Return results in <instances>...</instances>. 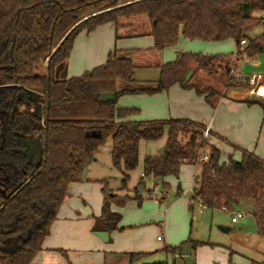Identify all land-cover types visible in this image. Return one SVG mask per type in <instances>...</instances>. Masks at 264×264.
<instances>
[{
	"label": "trees",
	"instance_id": "trees-1",
	"mask_svg": "<svg viewBox=\"0 0 264 264\" xmlns=\"http://www.w3.org/2000/svg\"><path fill=\"white\" fill-rule=\"evenodd\" d=\"M141 15L150 21L157 51L174 47L184 38L233 40L238 56L256 60L264 55V34L249 39V34L264 23V0H0V264H32L69 195L70 185L80 181L108 138L112 166L124 176L122 188L126 189L130 173L140 163L141 142L166 138L161 155L143 159V178H150L153 187L142 181L135 193L143 188L151 196L157 184L169 187L167 179L178 178L183 164L197 165L201 175L195 179V201L214 210L226 207L236 211L242 201L252 200V216L264 236V159L231 145L233 152L241 153L240 160L230 155L221 161L220 150L208 142L217 135L209 130L204 137V123L187 118L136 121L131 118L138 116V109L117 106L122 95L156 94L176 84L194 90L214 106L212 101L224 94L211 87L200 89L193 78L199 70L220 68L226 56L178 53L174 61L158 68L152 87L135 89L118 88L120 82L135 81L137 66L130 54L117 50L109 53L104 64L81 76L68 80L53 76L56 66L69 58L80 33L122 17ZM243 41L247 42L245 47ZM49 58L48 86L47 67L45 74L38 69ZM226 71L229 74L231 68ZM244 78L238 81L230 77L226 89H250V78ZM260 82L264 86V77ZM260 89L264 91V87ZM31 92L43 94V116L48 115L45 125L34 114L15 112L17 106H34ZM244 102L259 104L264 110V97ZM36 135L43 138L41 163L29 183L10 198L34 172L24 152L28 138ZM205 154L208 161H201ZM102 183L104 203L94 230L121 231L122 216L113 212L111 205L124 206L131 200L141 204L144 196L120 197L109 189L107 180ZM177 190L179 194L180 188ZM187 243L194 249L211 245L189 238L163 250L181 251ZM127 255L130 264L146 256ZM228 264H233L231 259Z\"/></svg>",
	"mask_w": 264,
	"mask_h": 264
},
{
	"label": "crops",
	"instance_id": "crops-1",
	"mask_svg": "<svg viewBox=\"0 0 264 264\" xmlns=\"http://www.w3.org/2000/svg\"><path fill=\"white\" fill-rule=\"evenodd\" d=\"M124 20V17H122L117 22L98 26L94 31L89 33L82 32L76 37L71 54L67 60L69 65H73L72 69L76 73L72 74L74 77L81 76L84 72L104 64L107 61L109 53L114 50L121 51L123 54L124 52L130 54L133 62L134 55H143V52L147 51L151 52V54L159 55L163 59L162 64L155 67L145 64L141 66L136 65L135 79L142 83L151 84L157 80L159 74L158 68L165 61L169 59L171 61V56L173 61L176 59L178 53H184V47L187 44L185 45L184 43V46L181 48L180 43L182 39L174 47H167L161 51L155 50L154 38L150 34L151 24L149 20L148 28L139 31H131V24H134L131 21L132 19ZM142 22H146V20L143 19ZM124 24L128 30H124ZM254 63H256V60H254ZM238 70L239 68H237ZM149 71H152V76L145 75ZM129 95L137 96L136 101L130 102L129 99H126ZM246 96L240 97L235 95V92H230L214 99L212 101L214 106H212L205 100L204 96L197 94L194 90H184L176 84L168 91L156 94L138 93L122 95L118 99L117 106L119 108L138 109V116L131 118L136 121L187 118L204 123L218 138L220 137L227 141L224 143L219 138V144L215 143L213 145L220 152H222V148L225 146V149L228 150V157L234 154L233 148L228 146L230 144L253 152L264 159V114L259 109L246 105L244 100L252 99V97ZM164 139L166 144V138ZM165 144L159 155L163 153ZM221 161H225L222 159V155ZM97 162L98 157L96 155L94 160L88 164L85 171H92ZM189 166L199 167L197 165L183 164L178 178L172 177L167 179L171 188L170 191L175 189L174 193L177 199L172 203V206L183 200L184 196L186 197L192 188L191 186L187 189L180 182L181 176L185 175L186 177L188 175ZM84 173L80 181L70 185L69 195L60 207L57 218L52 224L50 234L45 239L42 250L37 254L32 264H118L122 259L128 260L129 263L128 253H145L149 255L156 252L159 249L158 245L162 241H166V229H164L163 236L158 235L154 239L159 229L146 225L155 223L154 221H157L161 217V214L167 215L166 205L164 204V202L166 203V197L162 199L163 203L157 208L156 205L153 206L149 202L153 201L154 196H146L143 192L141 194L144 196V199L141 204L137 203L138 208L134 207L136 203H133V201H129L122 208L116 204H112V211L120 213L122 216L119 229L123 230L109 233V240L103 242L95 232L104 230L95 231L93 228L95 219L100 216L104 203L102 181L105 179L90 178L84 176ZM141 176L143 177V173ZM173 180H175V183L177 182L176 187L172 186L173 184L171 185V181ZM194 184L195 180L193 187ZM178 187L180 188L179 194L177 193ZM129 206L131 210L128 211ZM197 206L209 209L205 206ZM164 207L165 211H163ZM194 207L195 205H188L190 211H193ZM237 224L241 223L238 222ZM225 228H228L229 231L231 230L229 227ZM183 239L184 234L179 240H175L172 235H169L167 247H177L184 241L179 245L175 244ZM184 249L185 247L181 251L172 253L174 255V263H176L178 255L180 258L184 256ZM60 251L65 252V255H61ZM231 253H234V251L231 250ZM229 260H223L222 262L211 260L207 264H228ZM250 260L247 264L255 262L252 259ZM146 264L153 263L148 262Z\"/></svg>",
	"mask_w": 264,
	"mask_h": 264
},
{
	"label": "rangeland",
	"instance_id": "rangeland-1",
	"mask_svg": "<svg viewBox=\"0 0 264 264\" xmlns=\"http://www.w3.org/2000/svg\"><path fill=\"white\" fill-rule=\"evenodd\" d=\"M124 21L132 19L134 24H131V31H139L145 30L148 28V18L145 15L141 16H132L129 18H124ZM141 19V20H139ZM146 20V22H142V20ZM139 21V23H138ZM138 23V24H137ZM128 30L126 25L124 24V30ZM264 34V23L260 24L252 33L249 34V39L257 38ZM182 42L180 43V47H184V53H198L203 55H224L227 58L225 61L221 63V67L213 68L210 72L206 69L199 70L193 78V83L196 84L200 89H205L211 87L216 91H219L223 94H229L230 92H235V95L240 97L253 98L255 97H264V91L260 89V87H264L261 85V82H257L256 84H250V89L244 90H234L229 91L226 89V84L230 77L236 80H240L241 78H251L254 76H262L264 77V55L259 56L256 59V63L254 60L248 59L245 55L239 54L238 56V48L237 44L233 40H227L224 42H203V41H191L181 38ZM247 42H243V46L245 47ZM157 54H151V52H143V55H134L135 65H152L159 66L162 64V58ZM168 58V57H167ZM68 60V59H67ZM65 61L62 64L56 66L53 76L57 80H68L76 74L73 71V65H69L68 61ZM168 60V59H167ZM174 61V60H173ZM172 62L170 59L165 61V63ZM70 66V67H69ZM47 61L43 62L38 71L42 74L46 73ZM226 68H231L229 74H227ZM237 68L239 70L237 71ZM145 75L152 76V71L147 72ZM244 78V79H245ZM154 83H142L135 79L134 82H120L118 84L119 89H135V88H143L144 86L152 87ZM33 93V92H32ZM262 93V94H261ZM36 104L33 107V110L37 109L38 111L41 109L42 96L38 95L36 92ZM109 95H106L108 97ZM137 96L129 95L126 99H129L130 102H135ZM248 105V104H246ZM250 107H255V109H259L262 114H264L263 108L259 104H251L248 105ZM264 116V115H263ZM217 141H216V140ZM217 136H211L208 138V142L210 145L219 144ZM41 137L32 139L30 148L28 153L30 154L35 165L39 163V155L41 153ZM225 143V142H224ZM165 144V139L162 138L159 141H142L140 144V163L138 167L130 173V180L128 181L126 189L122 188V180L124 176L122 172L115 169L112 166L111 161V139L108 138L104 144L100 147L98 153L96 154L98 157V162L95 164L94 168L90 172L84 173V176H88L90 178H101L108 181L109 189L113 192V194L117 196H137L142 195L143 192L146 196L147 192L143 188L140 189L139 193H135V188L139 185L140 182L144 181L148 188L153 187V182L150 178H143L142 175V167H143V159L148 155H159L162 152V147ZM228 146L232 147L230 144ZM223 149V150H222ZM222 159L228 160V150L225 149V146L222 148ZM209 152V148L205 149V153ZM232 153V151H231ZM233 158L235 160H240L241 153L234 152ZM189 173L185 177L181 176L180 182L183 186L189 189L191 186L193 187V182L195 178L201 175L200 167L196 168L194 166L188 167ZM187 171V169H186ZM103 184V183H102ZM173 184V185H172ZM172 186H177V182L175 180L171 181ZM157 196L154 194V190L152 191L151 197L156 199L151 202L153 206L156 205V208L161 205L162 198L160 194L165 190L168 192L166 196V209L167 215L161 214V217L154 221L153 224H148L146 226L155 227V229H159L158 233L155 235L154 239L157 236H163L164 229L166 241H162L158 247L159 249L149 255H146L145 258L138 260L135 264H146L148 262L158 263L162 262L165 264H207L211 260H215L217 262H222L223 260H229L233 264H247L252 260L255 262L249 264H264V236L259 234L258 227L256 222L252 216L254 202L252 200H244L237 207V212L244 213V218L240 221H237L243 225L242 228L238 229L236 227V222L233 221V217L231 214L223 212L222 210H212L199 208L195 205L194 210L190 211L188 205L191 206L190 198L191 192H189L186 197L184 196L183 200L179 201L176 205L172 206V203L177 200L175 197V189L170 191V186L167 188H163L162 185L157 184ZM104 187V184H103ZM154 194V195H153ZM135 208H138L137 201L131 200ZM136 201V202H135ZM188 203V205H187ZM126 205V204H125ZM124 205V206H125ZM122 208L123 206H119ZM165 207L163 211H165ZM131 210L130 206L128 207V211ZM129 213V212H128ZM98 218V217H97ZM133 218V217H131ZM96 225V219H95ZM94 225V226H95ZM153 225V226H152ZM229 227L231 230L229 232L223 231L220 227ZM94 229V228H93ZM184 234V239L180 240L177 244L179 245L181 242L185 241L187 238L208 242L212 245L200 246L194 249L192 243H187L183 247L184 256L180 258L178 255L176 259V263H174V255L172 252H167L164 249L165 246L168 245V237L169 235L173 236V239H180V237ZM177 237V238H176ZM155 242V240H154ZM183 249V248H182ZM231 250L234 253H231ZM61 255H65V252H59ZM133 263V264H134ZM118 264H130L128 260L122 259Z\"/></svg>",
	"mask_w": 264,
	"mask_h": 264
},
{
	"label": "flooded vegetation",
	"instance_id": "flooded-vegetation-1",
	"mask_svg": "<svg viewBox=\"0 0 264 264\" xmlns=\"http://www.w3.org/2000/svg\"><path fill=\"white\" fill-rule=\"evenodd\" d=\"M38 95H40V96H42V103H41V109L38 111L37 109L35 110V112L33 111V110H31V109H33V107H35V104L37 103L36 102V94H34V93H30V95H31V97L33 98V100H34V106H32V107H26V106H17L16 108H15V112H18V113H23V114H27V113H31V114H34L37 118H39L40 120H42V124L43 125H45L46 123H47V121H48V115H46L45 117L43 116V101H44V98H43V94L42 93H40V92H36ZM46 118H47V120H46ZM38 137H41V139H42V141H43V138H42V136L41 135H36V136H33V137H29L28 138V148H27V150L24 152V154L28 157V159H29V161L31 162V164L35 167V169H34V172H32L31 173V175H30V177L28 178V180L18 189V191H16L10 198H12L15 194H17L20 190H21V188L24 186V185H26V184H28L29 183V181L35 176V174H36V169L38 168V166L40 165V163H41V159H39V163L37 164V165H35L34 164V162H33V160H32V158H31V156H30V154L28 153V151H29V148H30V145H31V142H32V139H34V138H38ZM41 149H42V142H41Z\"/></svg>",
	"mask_w": 264,
	"mask_h": 264
},
{
	"label": "built area",
	"instance_id": "built-area-1",
	"mask_svg": "<svg viewBox=\"0 0 264 264\" xmlns=\"http://www.w3.org/2000/svg\"><path fill=\"white\" fill-rule=\"evenodd\" d=\"M244 42V41H243ZM242 42V43H243ZM262 76H252L249 80H250V83L251 84H256L257 82H259V81H261L262 80ZM209 127H207V129H206V131H205V133H204V137H208V132H209ZM208 159H209V156H208V154H205V155H203L202 157H201V161H208ZM157 187V186H156ZM156 187H154V194H155V196H157V195H159V194H157V188ZM190 192L192 193L191 194V198H190V203H191V205H199V206H202L201 205V203H197L196 201H195V199L193 198L194 197V195H195V190H194V187H192L191 189H190ZM153 194V195H154ZM167 194H168V192H166L165 190L160 194V196H161V198H165L166 196H167ZM222 211L223 212H226V213H229V214H231L232 215V217H233V221L234 222H236V223H238L237 221H240L241 219H243L244 218V213H242V212H237V211H230V210H228L226 207H223L222 208ZM161 239V238H160Z\"/></svg>",
	"mask_w": 264,
	"mask_h": 264
},
{
	"label": "water",
	"instance_id": "water-1",
	"mask_svg": "<svg viewBox=\"0 0 264 264\" xmlns=\"http://www.w3.org/2000/svg\"><path fill=\"white\" fill-rule=\"evenodd\" d=\"M69 35V33L66 35V37ZM65 37V38H66ZM65 38L63 39V41L65 40ZM62 41V42H63ZM61 42V43H62ZM60 46V45H59ZM49 61H50V58L47 60V78H48V86H49V82H50V72H49ZM32 93V92H31ZM34 93V92H33ZM46 120H47V118H46ZM103 137H104V139H106V137H105V135H103ZM39 159H41V153H40V155H39ZM2 208V207H1ZM0 208V209H1ZM241 226H242V224H237L236 225V227L238 228V229H240L241 228ZM223 231H225V232H228L229 231V229L228 228H225V227H222L221 228ZM95 234L98 236V237H100V239L103 241V242H107L108 240H109V232H107V231H97V232H95ZM15 242V241H14Z\"/></svg>",
	"mask_w": 264,
	"mask_h": 264
},
{
	"label": "bare ground",
	"instance_id": "bare-ground-1",
	"mask_svg": "<svg viewBox=\"0 0 264 264\" xmlns=\"http://www.w3.org/2000/svg\"><path fill=\"white\" fill-rule=\"evenodd\" d=\"M262 94V93H261Z\"/></svg>",
	"mask_w": 264,
	"mask_h": 264
}]
</instances>
